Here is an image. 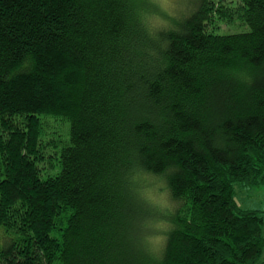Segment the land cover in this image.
Returning a JSON list of instances; mask_svg holds the SVG:
<instances>
[{"label":"trees","instance_id":"1","mask_svg":"<svg viewBox=\"0 0 264 264\" xmlns=\"http://www.w3.org/2000/svg\"><path fill=\"white\" fill-rule=\"evenodd\" d=\"M186 2L161 48L150 0H0V264H264V215L236 197L264 186V0L232 31ZM43 115L68 133L44 139Z\"/></svg>","mask_w":264,"mask_h":264},{"label":"rangeland","instance_id":"2","mask_svg":"<svg viewBox=\"0 0 264 264\" xmlns=\"http://www.w3.org/2000/svg\"><path fill=\"white\" fill-rule=\"evenodd\" d=\"M154 3V9L159 11L160 13L164 11L167 13L172 8L175 7V0H150ZM222 4L224 6H222ZM237 0H213V3L211 2V6H216L215 10L211 12V21L214 26H218V31H232V30H238L240 28V23L238 21L239 16V9L236 8ZM218 5L222 6L221 10H225L224 12H221L217 10ZM163 16V15H162ZM161 16V17H162ZM160 23V21L158 22ZM43 123L45 125V135L44 139H48L52 136H57L58 133H65L68 129V124H66L63 120H61L60 117L55 116H42ZM68 133V131H67ZM62 137V134H61ZM45 142V141H43ZM47 146H44L43 151L46 152L47 156L48 153L50 156L47 157L46 160L41 161L39 159V166L40 168H44L45 171L48 169L54 170V167L58 164V169L60 166V162L58 161V158L56 157L57 151V144H54L53 146L50 141ZM55 143V142H54ZM47 176V174H44ZM146 183L151 182V184H148V196L146 198L151 199L150 205L157 209L156 212L161 213L163 212L164 206L168 204L169 199V193L168 189L166 188V185H164L162 182H158L154 180V178H147L145 180ZM146 188V187H145ZM236 197L238 198L240 204L243 206V208L246 209H258L261 211V213L264 215V186H251V185H243L241 183H236ZM150 206V207H151ZM148 219H150L149 223L151 225L149 231L145 230L144 234V241L145 245L149 246L152 249H157L159 247V242L164 238V227H162V221L161 219L155 215L153 217V214L148 216ZM161 243V242H160Z\"/></svg>","mask_w":264,"mask_h":264},{"label":"clouds","instance_id":"3","mask_svg":"<svg viewBox=\"0 0 264 264\" xmlns=\"http://www.w3.org/2000/svg\"><path fill=\"white\" fill-rule=\"evenodd\" d=\"M188 4L186 0H175V7L167 12L166 15L161 17L158 24L148 22L146 25L147 35L152 39L159 42L161 48L167 47V42L163 39V34L178 27L174 19H182L188 14ZM236 79L244 83L252 82V74L245 67L234 66L231 69Z\"/></svg>","mask_w":264,"mask_h":264},{"label":"bare ground","instance_id":"4","mask_svg":"<svg viewBox=\"0 0 264 264\" xmlns=\"http://www.w3.org/2000/svg\"><path fill=\"white\" fill-rule=\"evenodd\" d=\"M31 149V148H30Z\"/></svg>","mask_w":264,"mask_h":264}]
</instances>
